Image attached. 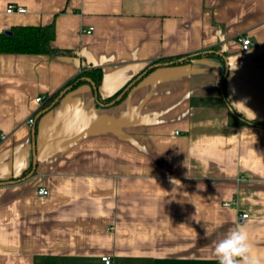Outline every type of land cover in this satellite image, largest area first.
Wrapping results in <instances>:
<instances>
[{
    "label": "crops",
    "instance_id": "obj_1",
    "mask_svg": "<svg viewBox=\"0 0 264 264\" xmlns=\"http://www.w3.org/2000/svg\"><path fill=\"white\" fill-rule=\"evenodd\" d=\"M15 26L76 55L0 51V264H219L240 225L264 264V126L235 112L264 122V0H0ZM163 59L113 105L84 83L37 118L83 71L108 98Z\"/></svg>",
    "mask_w": 264,
    "mask_h": 264
},
{
    "label": "trees",
    "instance_id": "obj_2",
    "mask_svg": "<svg viewBox=\"0 0 264 264\" xmlns=\"http://www.w3.org/2000/svg\"><path fill=\"white\" fill-rule=\"evenodd\" d=\"M11 31L12 34L3 33L0 36V51L2 53L45 54V55H62V56L76 55L74 51L58 49L52 46V41L54 39V30L51 26H15ZM205 54L214 56V53L212 54V52H207ZM199 55L201 54L184 56L181 60L179 59L174 60V63L179 64L183 62H188L193 57H198ZM164 60L165 59H163L162 62H158V63L160 64L165 63ZM155 64L157 63L151 64L148 68H146V70L142 73L143 76H145L147 73H149L154 68H156L153 67V65ZM139 76L131 79V81L115 95L108 98H104L99 92V87L101 85V81L103 78L102 70L98 68H91L89 70L81 72L74 79L70 80L62 89H60L58 92L54 93L53 95L49 96L46 102L44 103L43 107L38 111V113L42 112L46 108H49L63 90L68 89V91H70L80 86L81 84L90 83L89 79L94 84L92 87L94 89L96 102L99 105L106 106L110 104L113 100H115L124 90H126V88L133 81L137 80ZM128 92L129 89L123 95L121 100L128 94ZM235 112L238 118L244 121L246 120L250 124L264 126V122H259L254 119H249L245 117L243 113H241L236 109Z\"/></svg>",
    "mask_w": 264,
    "mask_h": 264
},
{
    "label": "clouds",
    "instance_id": "obj_3",
    "mask_svg": "<svg viewBox=\"0 0 264 264\" xmlns=\"http://www.w3.org/2000/svg\"><path fill=\"white\" fill-rule=\"evenodd\" d=\"M237 105H243V102H238ZM73 117L87 119V114L82 108H74ZM66 130L71 129L69 127ZM214 255L219 264H262L261 259L252 252L248 232L243 225L237 226L216 243Z\"/></svg>",
    "mask_w": 264,
    "mask_h": 264
},
{
    "label": "built area",
    "instance_id": "obj_4",
    "mask_svg": "<svg viewBox=\"0 0 264 264\" xmlns=\"http://www.w3.org/2000/svg\"><path fill=\"white\" fill-rule=\"evenodd\" d=\"M27 10L21 6H15V5H9L8 8H7V13H25ZM83 32L87 33V34H90L92 31H93V28H89V29H85V30H82ZM240 42H241V46H242V49L243 50H248L250 45L252 44V41L251 39L248 37V36H241L239 38ZM44 100L43 97H38L37 98V101L38 102H42ZM35 122V119H34V116H32L29 120H28V123L30 125H33ZM6 134L4 133H0V139L1 140H5L6 139ZM39 194L40 195H47L48 194V190L46 188H41L39 190ZM231 203H226L225 206H230ZM249 217V214L248 213H244V214H241L240 217H239V222L240 223H244ZM104 263L105 264H112V261L109 257H103L102 258Z\"/></svg>",
    "mask_w": 264,
    "mask_h": 264
},
{
    "label": "water",
    "instance_id": "obj_5",
    "mask_svg": "<svg viewBox=\"0 0 264 264\" xmlns=\"http://www.w3.org/2000/svg\"><path fill=\"white\" fill-rule=\"evenodd\" d=\"M7 34H12V32L11 31H7L6 32ZM162 64H160V63H157V64H155V65H153V67H158V66H161ZM142 76H143V74L142 75H140L138 78H137V80H135V81H133L127 88H126V90H124L115 100H113L110 104H108V105H113V104H115V103H117L118 101H120L121 100V98L123 97V95L126 93V91L128 90V89H130L134 84H135V82L136 81H138L140 78H142ZM89 81H90V83H91V85L93 86L94 84L91 82V80L89 79ZM68 91V89H65V90H63L60 94H59V96L55 99V101L53 102V104L49 107V108H46V109H44L42 112H40V114L37 116V118L39 117V116H41L43 113H45V112H47L49 109H51L58 101H59V99L60 98H62V96H64L65 95V93ZM34 131V130H33ZM33 150H34V163L36 162V156H35V143H33Z\"/></svg>",
    "mask_w": 264,
    "mask_h": 264
}]
</instances>
